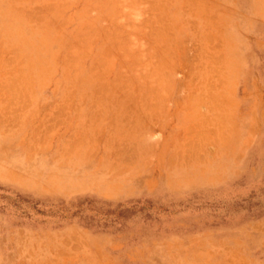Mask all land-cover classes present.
Returning <instances> with one entry per match:
<instances>
[{
	"label": "rangeland",
	"instance_id": "obj_1",
	"mask_svg": "<svg viewBox=\"0 0 264 264\" xmlns=\"http://www.w3.org/2000/svg\"><path fill=\"white\" fill-rule=\"evenodd\" d=\"M0 264H264V0H0Z\"/></svg>",
	"mask_w": 264,
	"mask_h": 264
}]
</instances>
